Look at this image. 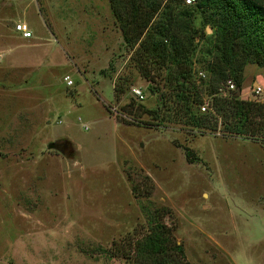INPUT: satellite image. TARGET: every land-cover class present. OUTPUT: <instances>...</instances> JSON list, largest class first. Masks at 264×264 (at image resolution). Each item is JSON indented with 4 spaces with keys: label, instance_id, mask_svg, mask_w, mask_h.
Here are the masks:
<instances>
[{
    "label": "rangeland",
    "instance_id": "rangeland-1",
    "mask_svg": "<svg viewBox=\"0 0 264 264\" xmlns=\"http://www.w3.org/2000/svg\"><path fill=\"white\" fill-rule=\"evenodd\" d=\"M133 50L109 0H0V264H126L109 246L146 225L130 167L154 181L149 200L171 207L164 221L190 264H264V65L248 63L240 87L257 112L237 127L219 112L195 125ZM208 76L193 82L201 100ZM59 139L68 155L50 146Z\"/></svg>",
    "mask_w": 264,
    "mask_h": 264
},
{
    "label": "trees",
    "instance_id": "trees-1",
    "mask_svg": "<svg viewBox=\"0 0 264 264\" xmlns=\"http://www.w3.org/2000/svg\"><path fill=\"white\" fill-rule=\"evenodd\" d=\"M109 1L125 43L134 48L132 56L140 74L153 87L163 77V85L174 92L175 114L200 125L216 119L219 112L233 115L237 127L242 113L247 116L260 109L258 102L231 95L215 96L214 112L201 111L192 73L193 63L198 61L210 73L208 87L213 93L227 76L241 87L248 63L264 65V0ZM206 26L211 33H206ZM163 67L164 76L154 69ZM185 154L190 158L192 150L185 147ZM125 173L146 225L138 223L119 241L113 240L109 252L121 255L126 264H190L182 243L175 238L173 221H164L173 216L171 207L149 200L155 189L152 178L141 167H130Z\"/></svg>",
    "mask_w": 264,
    "mask_h": 264
},
{
    "label": "built area",
    "instance_id": "built-area-1",
    "mask_svg": "<svg viewBox=\"0 0 264 264\" xmlns=\"http://www.w3.org/2000/svg\"><path fill=\"white\" fill-rule=\"evenodd\" d=\"M194 1L195 0H184V3L190 4V3H193ZM15 29L20 31V33L23 37H29L32 35L31 29L28 27L27 23H25V22H17L15 24ZM0 59H1V55H0ZM207 77H209V76H208V72L205 69H197V70L195 69L194 79L198 84H201L202 82H204L207 79ZM65 79H66L68 84L72 83V79L70 78L69 75H67ZM237 88H238V86L236 85L233 78L231 76H227L217 86L215 92L209 94L210 96L204 97L201 100V102L199 104L200 110L214 112L213 106H212V102H213L214 97L215 96L228 97L231 95H236ZM261 91H262V86L258 83H254V85L251 87V90L249 92L251 93V95L253 97L256 98L260 95ZM131 93L138 100H142L144 98V91L142 88H140L138 86L137 87L132 86L131 87ZM240 94H241V91H240ZM240 94L236 95V96H240Z\"/></svg>",
    "mask_w": 264,
    "mask_h": 264
},
{
    "label": "water",
    "instance_id": "water-1",
    "mask_svg": "<svg viewBox=\"0 0 264 264\" xmlns=\"http://www.w3.org/2000/svg\"><path fill=\"white\" fill-rule=\"evenodd\" d=\"M241 91V88L238 86L236 95H239ZM50 146L55 147L59 150H61L63 153L68 155L71 150L73 149V145L68 139H59V140H54L50 142Z\"/></svg>",
    "mask_w": 264,
    "mask_h": 264
},
{
    "label": "crops",
    "instance_id": "crops-1",
    "mask_svg": "<svg viewBox=\"0 0 264 264\" xmlns=\"http://www.w3.org/2000/svg\"><path fill=\"white\" fill-rule=\"evenodd\" d=\"M18 31V30H17ZM2 59V58H1ZM1 61V60H0Z\"/></svg>",
    "mask_w": 264,
    "mask_h": 264
}]
</instances>
